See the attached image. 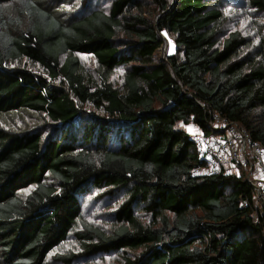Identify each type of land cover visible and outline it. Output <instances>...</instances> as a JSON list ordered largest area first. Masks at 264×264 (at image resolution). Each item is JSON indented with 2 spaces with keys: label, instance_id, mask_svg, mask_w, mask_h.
Listing matches in <instances>:
<instances>
[{
  "label": "trees",
  "instance_id": "trees-1",
  "mask_svg": "<svg viewBox=\"0 0 264 264\" xmlns=\"http://www.w3.org/2000/svg\"><path fill=\"white\" fill-rule=\"evenodd\" d=\"M92 1L66 20L49 0H0V116L47 121L0 123V264H44L69 237L78 251L54 254L62 264L113 252L114 264H264L246 169L206 173L180 127L216 134L218 115L264 146V25L222 35L223 0ZM244 2L264 15V0ZM163 32L175 52L157 58ZM89 185L126 195L108 227L83 217Z\"/></svg>",
  "mask_w": 264,
  "mask_h": 264
},
{
  "label": "rangeland",
  "instance_id": "rangeland-1",
  "mask_svg": "<svg viewBox=\"0 0 264 264\" xmlns=\"http://www.w3.org/2000/svg\"><path fill=\"white\" fill-rule=\"evenodd\" d=\"M44 1V0H43ZM51 3L55 2L56 6L55 11H59L60 15L66 19L72 18L75 15L80 14L82 4L85 0H49ZM87 1V0H86ZM223 11L225 17L227 18V23L225 28L221 30V34L225 35L226 32L231 30H241L245 37L255 38L256 31L259 27L261 28L264 25V15L257 13L256 11L249 8L245 4V0H223ZM110 5V0H93L92 6L108 9ZM260 24V26H259ZM164 40L162 49L157 53V58L165 57L169 53L174 51L173 37L168 32H163L161 35ZM82 65L85 69L92 73L95 68V60L91 55L88 54H79L78 55ZM31 69L39 71L36 67ZM123 69L119 67L116 69L114 74L111 77L116 85L120 84V74ZM86 112H94L90 110L89 107H84ZM1 125L9 131H21V130H30L36 127H45L47 128L46 119L44 116L28 111V110H17L12 112V114H4L0 116ZM180 127L186 130V133L193 137L195 134L200 133V130L195 126V124H180ZM46 135V134H44ZM227 174H241V166L234 165V169L226 171ZM33 189L31 186L29 189L24 190L23 194H27ZM126 198V195L120 190L108 192V189H99L92 186H88L87 189L79 196V201L81 202L83 217L98 226L108 227L112 223V213L120 205V203ZM143 221H148L149 216L142 215ZM78 246L76 241L69 237L65 242L60 246L53 249L46 257L44 264H62L53 259V255L56 253H70L77 252ZM120 254L117 252L108 253V254H98L91 257L78 258L74 263L78 264H114L119 262Z\"/></svg>",
  "mask_w": 264,
  "mask_h": 264
},
{
  "label": "built area",
  "instance_id": "built-area-1",
  "mask_svg": "<svg viewBox=\"0 0 264 264\" xmlns=\"http://www.w3.org/2000/svg\"><path fill=\"white\" fill-rule=\"evenodd\" d=\"M214 119L223 127L221 134L194 135L195 151L205 166L206 173L229 171L231 164L246 169V179L254 189V205H259L264 213V146L252 140L249 133L237 121H223L215 115ZM252 218L257 219L253 209Z\"/></svg>",
  "mask_w": 264,
  "mask_h": 264
},
{
  "label": "crops",
  "instance_id": "crops-1",
  "mask_svg": "<svg viewBox=\"0 0 264 264\" xmlns=\"http://www.w3.org/2000/svg\"><path fill=\"white\" fill-rule=\"evenodd\" d=\"M219 125H221V124L216 122L215 127H216V128L221 127V126H219ZM183 129H184V128H183ZM184 131H186V130L184 129ZM222 132H223V131H222ZM222 132H218V133L221 134ZM218 133H216V134H218ZM195 135H197V134H195ZM191 138H192V137H191ZM229 169H230V170L234 169V164H231V165L229 166ZM225 173H226V172H225Z\"/></svg>",
  "mask_w": 264,
  "mask_h": 264
}]
</instances>
